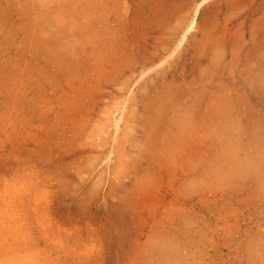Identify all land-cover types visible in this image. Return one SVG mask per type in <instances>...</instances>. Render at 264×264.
I'll use <instances>...</instances> for the list:
<instances>
[{
    "label": "rangeland",
    "instance_id": "374dc122",
    "mask_svg": "<svg viewBox=\"0 0 264 264\" xmlns=\"http://www.w3.org/2000/svg\"><path fill=\"white\" fill-rule=\"evenodd\" d=\"M198 1L0 0V264H264L259 0Z\"/></svg>",
    "mask_w": 264,
    "mask_h": 264
},
{
    "label": "bare ground",
    "instance_id": "6f19581e",
    "mask_svg": "<svg viewBox=\"0 0 264 264\" xmlns=\"http://www.w3.org/2000/svg\"><path fill=\"white\" fill-rule=\"evenodd\" d=\"M210 0H200V1H198L195 5H194V7H193V9H192V15L190 16V19L188 20V22H187V24L185 25V27H184V29H183V32L181 33V35L179 36V41H178V44L177 45H179L184 39H185V37H186V35L195 27V25H196V21H197V15H198V13H199V10H200V8L203 6V4L204 3H208ZM249 1V3H255L257 0H248ZM214 2V4H216V3H219V2H221V0H214L213 1ZM212 2V3H213ZM224 2V1H223ZM246 2V1H245ZM220 4V3H219ZM258 4H259V6H260V9H261V15L260 16H262L261 18V20H262V23L261 24H263V27H262V29H264V0H259V2H258ZM192 5V4H191ZM233 5V4H232ZM223 6V5H222ZM257 6V5H256ZM258 7V6H257ZM253 8V7H252ZM205 9V8H204ZM254 9V8H253ZM255 10V9H254ZM254 10H252V12H251V10L249 11V16L248 17H253L252 15L254 14ZM219 12V11H218ZM248 14V13H247ZM247 14H246V17H247ZM255 15V14H254ZM209 17V16H208ZM259 17V16H258ZM241 19V18H240ZM203 20H205V19H203ZM214 20V19H213ZM207 22H208V20H206ZM241 21V20H240ZM259 21V20H258ZM199 22V21H198ZM202 22V21H201ZM239 22V21H238ZM205 23V22H204ZM242 23V22H241ZM199 24V23H198ZM222 25V24H221ZM228 25V24H227ZM241 25V24H240ZM237 26H239V25H236V27ZM229 28V27H228ZM227 28V29H228ZM235 28V27H234ZM257 28V27H256ZM208 29V28H207ZM224 29V28H223ZM232 29V28H231ZM236 29V28H235ZM252 29V28H251ZM261 29V30H262ZM200 31V30H199ZM235 31V30H234ZM247 32V31H246ZM220 33V32H219ZM229 33V32H228ZM234 33V32H233ZM241 32H239V34H240ZM230 34V33H229ZM228 34V35H229ZM204 35V34H203ZM242 35V34H241ZM224 35H222V37H223ZM243 36V35H242ZM263 36V35H262ZM195 37V36H194ZM236 37V36H235ZM239 37H240V35H239ZM255 37V36H254ZM258 38V37H257ZM263 38V37H262ZM198 39V38H197ZM243 39H245L244 37H243ZM191 40V39H190ZM211 41V40H210ZM209 41V42H210ZM235 41H237L236 39H235ZM239 41H240V38H239ZM243 41V40H242ZM253 41V40H252ZM196 42H197V40H196ZM204 42V41H203ZM244 42V41H243ZM250 42V41H249ZM259 42V41H258ZM223 43V42H222ZM246 43V42H245ZM176 44H175V46H177ZM211 45V44H210ZM253 45V44H252ZM249 46V45H248ZM263 46V45H262ZM262 46H260V47H262ZM161 47V46H160ZM190 47V46H189ZM240 47V46H239ZM183 48V47H182ZM193 48V47H192ZM222 48V47H221ZM257 48V47H256ZM264 48V47H263ZM191 49V48H190ZM224 49V48H223ZM239 49V48H238ZM249 49V48H248ZM183 50V49H182ZM202 50V49H201ZM250 50V49H249ZM260 50H261V48H260ZM259 50V51H260ZM257 51V50H256ZM262 51V50H261ZM199 52V51H198ZM253 53V52H252ZM252 55V54H251ZM264 55V54H263ZM165 57V56H164ZM255 57V56H254ZM260 58V57H259ZM216 59V58H215ZM262 61V60H261ZM162 62H163V60H161L160 62H158L157 63V65H160V64H162ZM214 62V61H213ZM258 63V62H257ZM155 64V63H154ZM264 66V65H263ZM259 68H260V65L258 66ZM261 68H262V66H261ZM263 70V69H262ZM260 71V70H259ZM264 86V85H263ZM169 100H171V99H169ZM160 103V102H159ZM159 107V106H158ZM166 107V106H165ZM185 116V115H184ZM158 117V116H157ZM151 118V117H150ZM184 118V117H183ZM120 119H121V115L119 116V117H117L115 120H114V118H113V123H114V129H115V131L117 130V129H119V121H120ZM157 119V118H156ZM180 120V119H179ZM183 120H185V119H183ZM179 122V121H178ZM182 122V121H181ZM112 123V124H113ZM175 123V122H174ZM153 126V125H152ZM151 129V128H150ZM155 129V128H154ZM156 131V130H155ZM112 135V134H111ZM114 135H112V137H113ZM177 139V138H176ZM157 143V142H156ZM172 148V147H171ZM175 157V156H174Z\"/></svg>",
    "mask_w": 264,
    "mask_h": 264
}]
</instances>
